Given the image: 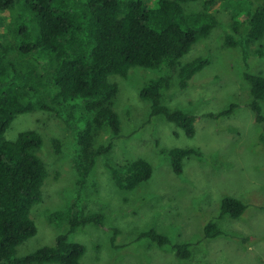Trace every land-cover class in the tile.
Wrapping results in <instances>:
<instances>
[{
	"label": "trees",
	"instance_id": "16d2710c",
	"mask_svg": "<svg viewBox=\"0 0 264 264\" xmlns=\"http://www.w3.org/2000/svg\"><path fill=\"white\" fill-rule=\"evenodd\" d=\"M196 1L200 0H0V13L22 7L33 18L30 26L23 24L20 15L14 17L9 30L11 43H0V264H80L85 248L71 242L69 236L80 227L101 226L103 216L80 209L78 193L87 186L96 159L112 149L111 141L95 146L96 138L104 129L114 138L120 134V122L113 111L117 87L109 77L126 78L134 67H163L166 73L144 85L139 98L150 104V117L162 116L187 138L194 136L195 118L161 101L173 76L183 90L208 65L205 57L180 63L191 47L216 27L210 12L223 0H204L202 11L184 10L183 4ZM238 13L233 15L232 35L225 38V44L244 51L264 38V0L241 14V19ZM262 54L255 51L258 57ZM243 79L249 88L247 107L254 121L263 123L260 102L264 101V78L245 72ZM235 108L230 104L205 117H228ZM36 111L52 114L73 134L77 195L48 216L50 223L67 224V233L58 235L52 247L16 257L17 248L36 235L30 213L41 201L47 172L37 156L42 146L37 133L23 131L13 141L4 135L17 116ZM51 145L54 155H60V143L51 140ZM191 156L199 158L200 153L177 148L167 151L175 176L182 174L183 160ZM105 166L115 187L125 191L134 190L152 174L151 165L144 159L123 165L106 162ZM245 210L243 202L226 196L220 201L216 218L238 219ZM203 235L215 239L223 232L215 221H208ZM138 239H147L158 248L171 245L154 229L140 233ZM171 249L178 260L191 257L189 244Z\"/></svg>",
	"mask_w": 264,
	"mask_h": 264
},
{
	"label": "rangeland",
	"instance_id": "374dc122",
	"mask_svg": "<svg viewBox=\"0 0 264 264\" xmlns=\"http://www.w3.org/2000/svg\"><path fill=\"white\" fill-rule=\"evenodd\" d=\"M203 1L183 4V8L186 12L202 11ZM259 2L223 0L216 5L210 12L216 27L180 59L183 64L205 57L208 65L183 90L173 76L170 87L162 93L164 106L195 118L192 138L162 116L150 117V104L139 98L144 85L166 73L163 67H134L126 78L109 77L117 87L113 111L120 122V134L114 138L104 129L96 138L95 146L111 141L112 149L96 159L87 186L78 193L80 209L103 216L101 226L80 227L69 236L71 242L85 248L80 264H264V122L256 123L247 107L249 88L243 79L245 72L264 78V38L244 51L225 44V38L232 35L234 13L239 11L241 19V14ZM17 15L23 24L32 26L31 14L22 7L0 13V43H11L9 30ZM256 50L262 51L261 57L255 55ZM230 104L236 106L230 116L205 117ZM260 108L264 117V101ZM23 131L41 137L37 156L47 175L41 201L30 213L36 235L17 248L16 257L52 247L58 235L67 233V224L50 223L48 216L77 195L71 131L52 114L36 111L17 116L4 138L13 141ZM51 140L60 143V155H54ZM174 148L200 153L199 158L183 160L180 176L172 173L167 157V151ZM136 159L151 165L149 180L131 191L116 188L106 162L123 165ZM226 196L246 205L238 219L216 218L220 201ZM208 221H215L223 236L206 239L203 226ZM150 229L167 237L171 245L158 248L147 239H138L140 233ZM181 244L190 245L189 260L175 257L171 247Z\"/></svg>",
	"mask_w": 264,
	"mask_h": 264
}]
</instances>
